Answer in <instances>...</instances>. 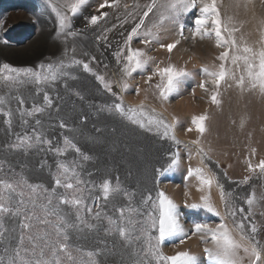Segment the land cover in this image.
<instances>
[{
    "label": "rangeland",
    "instance_id": "1",
    "mask_svg": "<svg viewBox=\"0 0 264 264\" xmlns=\"http://www.w3.org/2000/svg\"><path fill=\"white\" fill-rule=\"evenodd\" d=\"M75 2L0 0V66L31 68L42 75L64 73L54 82L39 86L26 83L9 88L0 82V96L5 98L4 112H0V162L3 163L0 179L18 185L17 191L24 192L25 200L34 195L35 215L43 217L39 208L47 203L43 189L51 191L55 188V178L63 171L58 165L67 166L70 170L66 180L61 176L62 183H72L74 187H59L57 195L72 199L78 177L83 181L79 185L83 204H59L54 199L53 206L67 224L72 225L66 231L74 255H80L76 249L84 253L93 251L97 253L98 264H134L136 253L146 245L143 240H133L129 245L115 231L109 232L116 226L109 224L108 217L117 225L126 223L127 215L121 221L120 208L131 206L141 208L143 212L142 198L151 194L155 200L159 191L176 203L178 220L185 230L183 237L168 238L164 242L162 251L165 254L188 251L198 258V264H211L204 249L214 248V244L209 234L195 232L194 225L200 223L215 228L223 218L233 239L249 248L258 241L257 246L264 255V172L255 167L264 160V94L258 89L241 91L231 79L222 82L219 89L212 84V78L202 69L218 70L221 61L217 57L224 49L216 46L214 36L203 39L193 36L194 21L200 15L199 3L185 13L181 8L170 10L169 4L173 0H156L157 6L145 19L140 35L126 45L131 29L152 0H119L117 6L103 8L101 5L105 0H86L72 13L70 5ZM217 4L222 19L227 22L231 18L228 26L239 29L237 39L242 37L249 46L259 48L264 33V0H217ZM57 12L68 18V27L63 32ZM102 13L107 15L96 24L90 22L91 16ZM161 16L164 17L162 22ZM149 28L153 36L145 37L143 33ZM69 32L76 35H68ZM145 39L150 42L142 43ZM175 41L179 43L171 52L161 47V44ZM128 47L142 49L145 56L151 58L143 69H137L131 75L124 71L123 57L127 55ZM117 53H121L119 62ZM84 63L91 71L84 69ZM169 65L183 68L189 75L179 79L168 99H162L156 88L161 78L153 73L157 68ZM225 66L233 67L230 61ZM97 76H102L104 82ZM149 76L152 77L150 82ZM202 81L207 82L204 88L200 87ZM105 83L111 86V91L105 88ZM124 84H127L126 89ZM217 91L219 105L211 101L212 94ZM45 93L51 98L52 106L35 116L22 117L21 113L30 111L34 105L44 106ZM19 98L24 100L23 104L18 102ZM121 102L125 111L129 107L135 108V118L146 124L147 116H155L173 125L170 135L174 134L179 143L163 136L162 128L157 130L155 125L142 128L128 116L121 115L114 108ZM141 105L147 116L139 115ZM8 111H11V117L5 115ZM202 114L208 117L205 121L207 131L203 135L192 122L193 117ZM9 119L10 126L6 123ZM61 122L66 127H61ZM36 134L41 135L42 140L51 141V146L33 139L31 148L8 150L7 145L16 143L17 136L34 137ZM66 136L80 149L79 153L65 145ZM198 138L200 142L193 143ZM56 148L63 152L57 153ZM201 148L203 153L199 151ZM252 149H255L254 154ZM81 153L89 159H83ZM176 153L179 162L169 168ZM249 162L254 166L253 170H249ZM190 168H202L206 176L214 177L212 185L201 184L194 171L189 175ZM72 169L77 176H73ZM106 180L111 181L112 187L118 183L122 189L120 193H110L107 200L102 188ZM28 185L42 187L33 194ZM125 192L131 194V200ZM253 193L255 202L249 212L246 201ZM202 196L210 200L219 216L203 207H190L202 204ZM17 199L19 197L12 203L15 204ZM240 208L244 209L243 213L237 211L235 217L229 214ZM26 214H32L31 204ZM78 214L85 223L77 218ZM155 214L158 216V212ZM48 219L56 223V217L49 216ZM131 219L143 221L146 216L133 214ZM23 221V215L5 218L8 236L0 243V256L5 259L8 258L4 251L6 246L11 254L8 241L19 242ZM241 222L244 223L243 230L237 227ZM32 224L30 233L23 231L32 235L48 232L49 240L55 243L57 237L52 224H39L35 218ZM252 224L257 227L255 234L251 233ZM137 228L134 237L139 235V225ZM152 231L158 235L157 230ZM242 234L249 239L242 240ZM181 238L184 239L182 244L179 243ZM25 246H29L27 240ZM238 255L243 264H249L251 257L243 248L238 250ZM83 259L87 264L88 258L84 256Z\"/></svg>",
    "mask_w": 264,
    "mask_h": 264
},
{
    "label": "snow or ice",
    "instance_id": "2",
    "mask_svg": "<svg viewBox=\"0 0 264 264\" xmlns=\"http://www.w3.org/2000/svg\"><path fill=\"white\" fill-rule=\"evenodd\" d=\"M86 0H76L75 3L70 5L72 13H75L77 9L83 5ZM199 3L200 15L195 18V31L193 36H199L203 39L206 36H214L215 44L217 47L223 48L224 51L220 52L217 59L221 61L219 69L215 71H210L207 67L202 69L209 77L212 78V84L219 89L222 82H226L228 79L234 81L235 85L241 90H256L258 89L261 94H264V33L261 36V42L259 48H254L249 46L244 42L241 37L240 40L237 39L236 33L239 29L235 27H229L231 23V18L226 22L221 17V13L217 4V0H173L169 4V8L172 11H176L178 8H181L183 12L187 13L197 7ZM119 0H105V3L101 5V8L105 6H117ZM156 0H152L151 3L147 4L146 11H143V14L139 17V22L136 23L135 27L131 29V32L128 35L126 45H129L133 37L140 35L139 30L145 25V19L148 18L149 14L153 12L156 8ZM127 7V6H125ZM60 22V31L63 32L66 27H68L67 20L68 18L65 15H61L57 12ZM107 13H102L101 16L93 15L91 16L90 22L96 24L99 19L103 16H106ZM164 17L161 16L160 20L163 21ZM181 27V35L183 34V25ZM60 33H58L59 35ZM68 35H76L74 32L67 33ZM145 37L153 36L152 29L149 28L146 32L143 33ZM150 41L145 39L142 41L144 44H148ZM179 41H175L169 44H161V47H166L169 52H171ZM123 50H121V53ZM121 53H117L118 62L121 57ZM150 57H146L142 49H132L128 47L127 55L123 57L125 61V74L131 75L132 72L137 69H143L147 64ZM233 66L232 68H226V63L229 62ZM73 63L79 64L80 61H73ZM41 68L44 66L41 65ZM49 70L52 66L49 65ZM63 68V65H60ZM85 70L91 71L87 63L83 64ZM239 73V75H237ZM62 72L53 73L51 75H42V73L37 72L31 68H13L8 64L0 66V82L6 87H19L20 85L26 83H35L37 86L41 84H47L54 82L60 75H63ZM153 75H159L161 78V83L156 85V88L159 90L160 97L162 99H168L169 95L175 91L176 84L178 83L181 77L189 75V73L183 68H177L174 65H169L165 68H157ZM97 79L101 82H104L102 76H97ZM152 79L151 76L148 77L150 82ZM206 81H202L200 84L201 88L205 87ZM105 88L111 91V86L107 83L104 84ZM123 87L126 89L127 84H124ZM139 91V89H137ZM219 92H214L211 96V101L214 104L219 105L221 101L218 99ZM44 106H33L30 111L22 112V117L35 116L37 113H42L52 106V100L47 95L44 94ZM18 102L23 104L24 100L22 98L18 99ZM5 104V98L0 96V112H4L3 105ZM114 108L121 115L128 116L133 123L139 124L140 127H146L149 125H155L157 130L163 129V136L170 137L176 143L179 141L175 140L174 134L170 135L172 132L173 125L168 124L162 119H158L155 116H147L143 112V106H140V116H147V124L144 120L135 118L137 115V110L135 108L129 107L125 111L122 102L115 104ZM112 108H109L111 111ZM132 113V115H129ZM5 115L11 117V111L5 113ZM207 115L202 114L200 116L193 117V124L196 126L197 131L203 135L207 131L205 121L207 120ZM27 121H25L26 123ZM6 123L11 125V120L9 119ZM37 124H40V121H36ZM243 121H241V126H243ZM61 127H66V125L61 122ZM149 130H151L149 128ZM191 131V129H188ZM33 139L37 143H47L51 146V141L42 140L41 135L36 134L34 137H21L17 136V142L7 145L8 150L19 149V148H31L33 147ZM199 138L193 143H199ZM64 143L66 146L74 148L76 152H80V149L76 147L74 143L66 136L64 138ZM57 153H62L63 149L56 148L54 149ZM200 153H203L204 150L201 148ZM255 153V149H252V154ZM83 159H89L88 156L81 153ZM172 163L169 165V168L175 166L179 162V154H174ZM256 168H259L261 172H264V160L259 161ZM249 170H253L254 166L249 162ZM3 169V163L0 162V170ZM58 169H62L60 175L55 178L56 187L51 191L48 189H43V192L46 195L47 203L39 205V208L44 213L43 217H38L35 215V209L37 208L36 199L34 195H29L28 199L25 200L24 192L17 191L18 185L9 182L7 180L0 179V243H3L8 236V229L5 225L6 216H24V221L20 224L22 229L21 234L18 237V243L9 240L8 244L11 247V254L9 255V247L6 246L4 251L5 255L8 256L5 259V256H0V264H85L84 256L88 258L87 264H98L95 260L97 253L93 251H88L86 253L82 252L80 249H76L75 252L80 255H74V250L70 247L69 237L66 231L67 227H72L68 225L62 216L58 214L55 207L53 206V200L56 199L59 204H72L75 206H80L83 204L82 190L79 188V185L83 183L77 177L76 179V190L73 193V198L68 199L65 195H57L56 189L59 187H64L66 189H73L74 185L72 183H62L61 176H64L65 180L67 179V173L69 168L63 164L58 165ZM73 176H77L75 170H71ZM193 171L199 177L201 184L211 186L214 182V177L206 176L202 168H197L195 170L189 169V175H192ZM31 192L34 194L36 189L42 186L38 185H28ZM104 198L107 200L110 193H120L122 191L120 185L117 183L116 187L111 186V181H105L102 185ZM221 198L223 199V188L221 186ZM124 195L129 196L131 200V194L125 192ZM16 197L19 199L16 200V203L13 204L12 200ZM203 201L202 204H192V208H206L209 212L215 213L217 216L220 213L216 210L215 206L210 202L207 197H201ZM255 202V194L253 193L250 196L246 203L249 205V212H251V206ZM141 208H133L129 206L128 208H120L119 215L121 221H124L127 215L126 223L117 225V222L111 217H108V222L110 225L116 227L110 228L108 231H115L124 241L129 245L133 243V240H143L146 247H142L135 256L134 264H198V258L188 252V251H177L173 255H167L162 251V245L168 238L173 237H183L185 235V230L183 226L179 223L178 212L176 203L168 197L163 191H159L156 194V199L154 200L151 194L143 197L141 200ZM32 206V214H26L28 205ZM150 206V208H149ZM91 212V208L88 209ZM237 211L240 213L244 212L243 208L238 210L230 211V215L233 217L236 216ZM158 212V216L155 214ZM133 214L144 215L146 219L143 221H136L131 219ZM49 216L56 217V223L53 224L51 220L48 219ZM100 213H96V218L99 219ZM36 219L39 224L50 225L52 224L55 234L56 241L53 244L49 240L48 232H37L35 235L25 233L23 230H29V233L33 227L32 220ZM81 220V223H85L79 214L77 216ZM247 219V217H245ZM139 225V235L133 236V233L137 232ZM89 228H94V225H87ZM241 230L244 229V223L241 222L237 225ZM153 229L158 231V235L153 234ZM194 231L197 233L204 232L209 234L210 239L214 244V248H205V254L211 264H243L242 258L238 255V250L243 248L244 252L249 254L251 259L249 264H261L264 261V255H262V250L257 246L258 241L251 245V248L243 245L242 243L233 239L230 230L227 225L223 222L221 218V223L216 225L215 228L210 227L207 224L196 223L194 225ZM257 227L255 224L251 225V233L255 234ZM201 239L204 240L205 237L201 236ZM241 239H249L242 234ZM25 240H27L29 246H25ZM179 243H184V239L181 238ZM50 252V255H48Z\"/></svg>",
    "mask_w": 264,
    "mask_h": 264
}]
</instances>
